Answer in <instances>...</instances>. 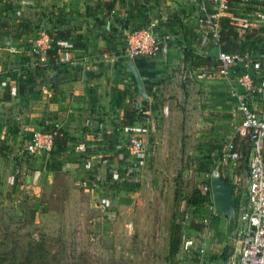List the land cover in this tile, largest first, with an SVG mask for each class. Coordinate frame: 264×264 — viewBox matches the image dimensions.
<instances>
[{
  "label": "rangeland",
  "instance_id": "374dc122",
  "mask_svg": "<svg viewBox=\"0 0 264 264\" xmlns=\"http://www.w3.org/2000/svg\"><path fill=\"white\" fill-rule=\"evenodd\" d=\"M239 5L235 8L244 12L238 14L241 18L263 10L257 3H250L252 8L245 2ZM247 32L256 36L243 50L254 49L255 38L256 48L264 46V25L255 21ZM33 57L38 62V54ZM182 75L179 72L175 89L151 92L147 99L135 91L131 107L105 112V117L87 115L89 124L76 117L65 123L50 110L49 101L41 109V120L31 122L20 117L24 111L17 101L0 105V264H235V215L228 227L226 216L214 213L211 190L203 188L218 171L234 184L233 197L245 193L243 158L224 159L239 114L235 106L204 110L189 103ZM45 82L52 84L48 76ZM224 83L227 99L230 91ZM98 120L107 126L105 131L96 129ZM138 120L146 121L140 134L146 146L131 156L127 146ZM116 126L120 149L89 144L86 135L106 136ZM38 129L56 131L48 157L24 151L26 135ZM236 146L243 152L245 143L236 140ZM127 166L139 170L141 183L133 193L123 192L115 208L110 202L118 196L116 176ZM196 190L209 200L194 205ZM174 213L183 214L181 243L170 260Z\"/></svg>",
  "mask_w": 264,
  "mask_h": 264
},
{
  "label": "crops",
  "instance_id": "0c3cea01",
  "mask_svg": "<svg viewBox=\"0 0 264 264\" xmlns=\"http://www.w3.org/2000/svg\"><path fill=\"white\" fill-rule=\"evenodd\" d=\"M54 16L63 20V31L56 39L69 48L71 60L40 66L33 60V43ZM150 25L167 37L169 49L161 57L134 60L147 96L175 89L174 82L182 72L189 88V103L204 110L209 106L220 110L223 105L233 109L235 101L229 92L228 102L224 103L226 81L202 73L210 70L211 64L205 60L207 48L200 44L197 11L188 7L187 0H0V105L17 101L24 111L20 117L31 122L37 117L41 120V109L49 101L50 110L58 118H65V123L76 117L87 124L92 122L85 119L87 115L105 117V112L118 113L121 106L131 107V98L138 90L119 42L122 33ZM59 69L66 71L57 74ZM47 76L54 85H47ZM12 80L16 81L15 88L10 86ZM224 84L229 88L228 82ZM143 123L146 121L135 122L134 135L141 137L145 132ZM95 127L100 132L107 126L98 120ZM86 137L89 144L105 142L103 138Z\"/></svg>",
  "mask_w": 264,
  "mask_h": 264
},
{
  "label": "built area",
  "instance_id": "2783aa9c",
  "mask_svg": "<svg viewBox=\"0 0 264 264\" xmlns=\"http://www.w3.org/2000/svg\"><path fill=\"white\" fill-rule=\"evenodd\" d=\"M187 2L191 10L197 11L201 23L199 30L201 46L207 48V51L215 45L219 46L218 56L211 58L213 62L208 63L211 64V68L208 67L210 70H202V73L228 82L229 95L235 101V108L239 114L224 159L231 162L241 159L236 140L244 142L247 148L245 193L234 196L237 198L232 227L235 264H264V46H260L259 50L251 54H239L224 50L220 44L223 20H227L241 36L245 31H249L255 21L264 25V0L239 2L238 0H187ZM244 2L246 8L250 3H257L263 10L254 8L255 10L250 11L247 17L241 18L238 14L244 12H241L240 8H235V5ZM58 20L60 21L59 17ZM54 36L42 28L33 43V51L38 54V63L41 66L47 65L50 54L57 64L71 60L69 48L58 44ZM122 37V41L119 42L120 52L128 60H136L144 56L161 57L166 55L169 49L167 37L161 36L152 25L147 28L131 29L122 33ZM103 57L107 55L104 54ZM10 86L15 88L16 81H10ZM26 137L25 152L39 153L43 157H48L54 148L56 131L32 130ZM101 137L105 139V136ZM101 137L99 135L98 138ZM104 144H107L106 140ZM145 146L143 138L133 135L127 149L131 156H137ZM115 148L120 149V146L117 145ZM126 169L116 176L118 196L110 202V206L112 204L115 208H117L116 203L121 202L120 198L125 197V192L133 193V189L139 187L141 183L142 175L138 169L133 166L129 168L127 166ZM219 173L214 171L212 175H221ZM99 177L97 175L96 179L98 180ZM203 189L210 191V183ZM204 222H207L206 218ZM204 253L205 249L201 248L200 255L203 256Z\"/></svg>",
  "mask_w": 264,
  "mask_h": 264
},
{
  "label": "trees",
  "instance_id": "16d2710c",
  "mask_svg": "<svg viewBox=\"0 0 264 264\" xmlns=\"http://www.w3.org/2000/svg\"><path fill=\"white\" fill-rule=\"evenodd\" d=\"M56 21V22H55ZM63 20L60 19V21L58 20V18L56 16H54V18L49 20V23L47 25L51 26V28H49V30H47L50 34H52L53 36L56 34H59L63 31V29L61 30L60 27L62 26V22ZM223 24V28L221 30V42L220 44L222 45V48L226 51L232 52V53H239V54H251L253 52H256L257 50H259V48H256L257 45H259L256 41L259 38H255V43L254 49H250L246 52V50L244 49L245 43H248L250 40L256 36V32H247L245 33V35L241 36L238 34V32L235 30V28L231 25L228 24L227 20H223L222 21ZM46 28V27H45ZM57 32V33H56ZM15 35H20L19 32H15ZM56 38V36H54ZM231 41H233V43L231 45H229L231 43ZM247 41V42H246ZM224 44L226 46H224ZM231 47V49H228V47ZM205 60L207 62H213V59H211L210 57L206 56ZM54 64L56 63L53 56L50 54L49 58H48V63L46 66H48L49 64ZM66 70H57L56 73H61V72H65ZM52 85H54V83L52 82ZM118 132L119 129L116 127H114L112 134L110 135H106L104 138L108 144V146H111L113 148H115L118 145L119 139H118ZM106 144V145H107ZM246 155H247V148L245 145V148L243 150V152H241V158H243V161L245 162V167H246ZM221 177L222 179L229 184V180L228 178L223 175L221 172ZM211 198V196H209ZM237 200V198H235ZM209 200V198L207 196H204L201 194V192L199 190H196L191 197V201L194 205H197L199 203H205ZM183 215V214H182ZM180 215L179 217L177 216V214H173L172 215V221H171V225H170V230H169V246H168V257L170 258V260H173L174 257L176 256V254L179 251V247H180V243H181V221L183 219V216Z\"/></svg>",
  "mask_w": 264,
  "mask_h": 264
},
{
  "label": "water",
  "instance_id": "95a60500",
  "mask_svg": "<svg viewBox=\"0 0 264 264\" xmlns=\"http://www.w3.org/2000/svg\"><path fill=\"white\" fill-rule=\"evenodd\" d=\"M219 46H213L208 52L207 56L210 58H216L218 56ZM128 71L131 73L135 80L136 88L143 99H147L148 96L144 90L143 82L136 67L134 60L130 59L127 63ZM84 75L88 78L89 73L86 70ZM52 79H56V76L53 75ZM210 187L214 213L216 215L226 216L227 226L230 227L232 217L234 214L235 207V198L232 196L234 190V184H227L221 177L211 176L210 178Z\"/></svg>",
  "mask_w": 264,
  "mask_h": 264
}]
</instances>
